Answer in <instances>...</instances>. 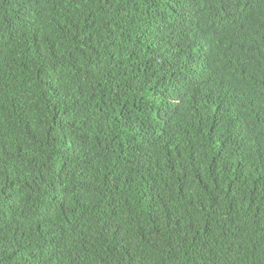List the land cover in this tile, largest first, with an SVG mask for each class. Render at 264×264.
Instances as JSON below:
<instances>
[{"label":"trees","instance_id":"1","mask_svg":"<svg viewBox=\"0 0 264 264\" xmlns=\"http://www.w3.org/2000/svg\"><path fill=\"white\" fill-rule=\"evenodd\" d=\"M0 264H264V0H0Z\"/></svg>","mask_w":264,"mask_h":264}]
</instances>
